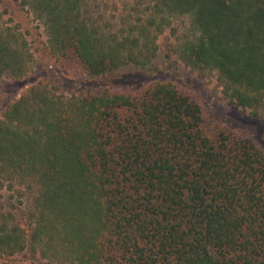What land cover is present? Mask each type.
<instances>
[{"label": "trees", "instance_id": "trees-1", "mask_svg": "<svg viewBox=\"0 0 264 264\" xmlns=\"http://www.w3.org/2000/svg\"><path fill=\"white\" fill-rule=\"evenodd\" d=\"M15 1L43 26L48 54L91 77L149 65L169 29L179 59L216 73L231 102L264 105V0ZM32 61L0 11V78L26 77ZM5 183L32 204L26 227L0 213L4 264H32L13 259L30 249L49 264H264V152L172 83L31 88L0 117Z\"/></svg>", "mask_w": 264, "mask_h": 264}, {"label": "rangeland", "instance_id": "rangeland-1", "mask_svg": "<svg viewBox=\"0 0 264 264\" xmlns=\"http://www.w3.org/2000/svg\"><path fill=\"white\" fill-rule=\"evenodd\" d=\"M0 11L4 22L21 32L28 41L33 54L29 73L20 80L0 78V117L3 119L7 108L20 99L21 95L37 85H45L56 95L96 94L104 89L114 92L137 93L156 82L172 83L177 89L195 99L207 117L223 128L252 140L264 152V105L254 114L251 109L236 106L222 92L216 73H200L185 65L175 54L176 39L173 31L167 30L158 40L157 57L147 66L134 64L123 66L113 74L99 77L89 76L74 58L59 60L46 51L47 37L44 28L28 9L15 0H0ZM104 12V11H103ZM107 14V11L105 12ZM110 14V12H108ZM185 20H178L173 28H183ZM179 32V31H178ZM0 186V213L13 214L10 224L28 226L25 213L32 204L31 194L26 187L9 184ZM37 253L36 251H34ZM31 249L14 256L18 261L30 260L32 264H49V259H33ZM0 254V264L9 262ZM55 264V263H53Z\"/></svg>", "mask_w": 264, "mask_h": 264}]
</instances>
